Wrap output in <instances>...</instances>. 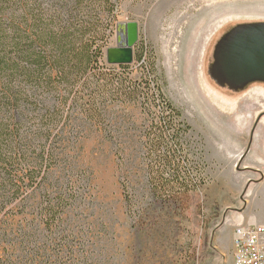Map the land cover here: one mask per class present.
I'll return each mask as SVG.
<instances>
[{"label":"rangeland","instance_id":"1","mask_svg":"<svg viewBox=\"0 0 264 264\" xmlns=\"http://www.w3.org/2000/svg\"><path fill=\"white\" fill-rule=\"evenodd\" d=\"M115 5L105 50L117 45L120 24L136 22L138 40L124 75L149 80L153 88L136 60L141 43L149 46L164 95L203 150L206 183L190 194L186 209L153 199L139 158L157 108L141 105L143 97L102 99L97 120L75 113L59 131L52 144L57 157L46 177L31 187L26 181L23 195L0 216V264H233V227L264 217L262 192L249 182L245 192H237L235 206L222 204L218 191L243 182V161L234 153L246 139L237 132L248 125L254 130L257 120L264 125V80L228 83L219 61L236 31L264 23V0H116ZM103 61L119 70L106 54ZM59 197L65 205L49 214L47 199Z\"/></svg>","mask_w":264,"mask_h":264},{"label":"trees","instance_id":"2","mask_svg":"<svg viewBox=\"0 0 264 264\" xmlns=\"http://www.w3.org/2000/svg\"><path fill=\"white\" fill-rule=\"evenodd\" d=\"M115 2L0 0V216L23 195L26 181L31 187L46 177L57 157L52 144L74 114L97 120V103L105 98L143 97L141 105L157 108L139 158L153 199L186 209L190 194L206 183L203 150L164 95L149 46L141 43L136 60L153 88L149 80L125 76L126 63L119 70L104 63ZM123 184L129 206V185ZM64 205L60 197L47 199L45 209L54 215Z\"/></svg>","mask_w":264,"mask_h":264},{"label":"water","instance_id":"3","mask_svg":"<svg viewBox=\"0 0 264 264\" xmlns=\"http://www.w3.org/2000/svg\"><path fill=\"white\" fill-rule=\"evenodd\" d=\"M116 34L117 45L106 49V59L109 63H129L138 40L136 22L120 24ZM219 71L231 84L264 80V23L246 26L228 38L221 51Z\"/></svg>","mask_w":264,"mask_h":264},{"label":"crops","instance_id":"4","mask_svg":"<svg viewBox=\"0 0 264 264\" xmlns=\"http://www.w3.org/2000/svg\"><path fill=\"white\" fill-rule=\"evenodd\" d=\"M237 133H239L241 136L244 135L246 139V142H241L238 150L234 153V157L236 156L235 158L237 160L240 159L243 161V182L239 188L234 187V185L228 186L224 194L218 191L221 196L220 202L225 205L231 204L237 206L235 204V200L239 201L237 192H245L248 183L253 181L257 183V185H259L261 189L260 191L262 192V200L264 203V125L258 123L253 131L252 125H248L247 128H244L242 130L240 129V131ZM244 202L246 205L247 198ZM244 208L242 210H244ZM230 219H232L233 221V218L230 217ZM248 221L249 222H245V224L242 225H264V217L259 218L258 220ZM237 225L238 224H236L235 226Z\"/></svg>","mask_w":264,"mask_h":264},{"label":"built area","instance_id":"5","mask_svg":"<svg viewBox=\"0 0 264 264\" xmlns=\"http://www.w3.org/2000/svg\"><path fill=\"white\" fill-rule=\"evenodd\" d=\"M233 264H264V225H237L232 233Z\"/></svg>","mask_w":264,"mask_h":264},{"label":"flooded vegetation","instance_id":"6","mask_svg":"<svg viewBox=\"0 0 264 264\" xmlns=\"http://www.w3.org/2000/svg\"><path fill=\"white\" fill-rule=\"evenodd\" d=\"M124 31V32H123ZM122 33L125 35V30H122ZM258 81H263V80H258ZM264 113V112H263ZM257 124H258V120L256 121V123H255V125H254V127H256L257 126ZM253 131V130H252Z\"/></svg>","mask_w":264,"mask_h":264}]
</instances>
